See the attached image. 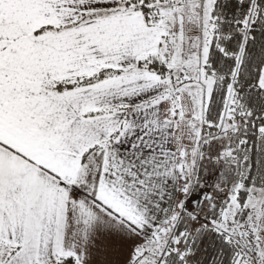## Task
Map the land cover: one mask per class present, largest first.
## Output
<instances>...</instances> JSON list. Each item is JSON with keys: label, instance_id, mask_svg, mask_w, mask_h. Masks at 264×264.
I'll use <instances>...</instances> for the list:
<instances>
[{"label": "snow or ice", "instance_id": "snow-or-ice-1", "mask_svg": "<svg viewBox=\"0 0 264 264\" xmlns=\"http://www.w3.org/2000/svg\"><path fill=\"white\" fill-rule=\"evenodd\" d=\"M0 264H264V0H0Z\"/></svg>", "mask_w": 264, "mask_h": 264}]
</instances>
